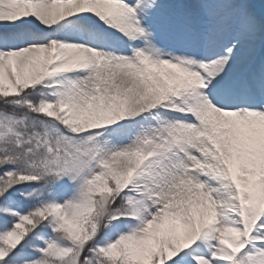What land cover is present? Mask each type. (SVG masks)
I'll return each mask as SVG.
<instances>
[{"label":"snow or ice","instance_id":"1","mask_svg":"<svg viewBox=\"0 0 264 264\" xmlns=\"http://www.w3.org/2000/svg\"><path fill=\"white\" fill-rule=\"evenodd\" d=\"M0 264H264V0H0Z\"/></svg>","mask_w":264,"mask_h":264}]
</instances>
